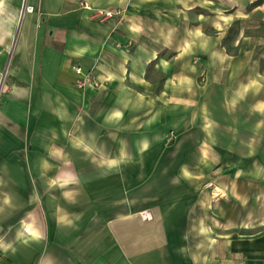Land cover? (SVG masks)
Listing matches in <instances>:
<instances>
[{
  "label": "crops",
  "instance_id": "0c3cea01",
  "mask_svg": "<svg viewBox=\"0 0 264 264\" xmlns=\"http://www.w3.org/2000/svg\"><path fill=\"white\" fill-rule=\"evenodd\" d=\"M23 1L0 0V264H264V0Z\"/></svg>",
  "mask_w": 264,
  "mask_h": 264
},
{
  "label": "built area",
  "instance_id": "2783aa9c",
  "mask_svg": "<svg viewBox=\"0 0 264 264\" xmlns=\"http://www.w3.org/2000/svg\"><path fill=\"white\" fill-rule=\"evenodd\" d=\"M81 8L91 10L90 18L96 21L105 22L111 18L118 17L119 19L124 18V10L122 8H111V9H104V8H93L87 1L82 0L79 2ZM35 11L33 6L27 4V0L23 1L22 8H21V19L24 17L26 13H33ZM73 69L78 74V79L76 80V86L78 88L84 89L88 86H100L101 82L95 77L92 71H84L80 66H73ZM7 76V69L2 72L1 79H0V102L1 98L4 93L5 87V80ZM174 135V134H173ZM173 135L170 137L172 138ZM142 216L147 219L149 215L147 212H143ZM1 260V256H0Z\"/></svg>",
  "mask_w": 264,
  "mask_h": 264
}]
</instances>
